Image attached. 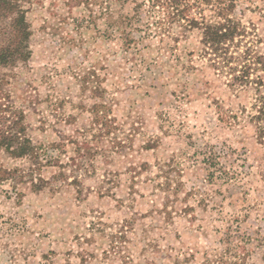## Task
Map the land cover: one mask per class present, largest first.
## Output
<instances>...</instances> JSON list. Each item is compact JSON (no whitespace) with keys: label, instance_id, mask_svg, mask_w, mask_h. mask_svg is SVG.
<instances>
[{"label":"rangeland","instance_id":"obj_1","mask_svg":"<svg viewBox=\"0 0 264 264\" xmlns=\"http://www.w3.org/2000/svg\"><path fill=\"white\" fill-rule=\"evenodd\" d=\"M22 3L31 56L5 71L40 158L0 169L47 183L0 180V264H264V145L220 119L247 100L201 70L199 31L146 36L133 0ZM237 15L264 32V0Z\"/></svg>","mask_w":264,"mask_h":264},{"label":"trees","instance_id":"obj_2","mask_svg":"<svg viewBox=\"0 0 264 264\" xmlns=\"http://www.w3.org/2000/svg\"><path fill=\"white\" fill-rule=\"evenodd\" d=\"M133 1L134 14L123 18V24H131L132 20L141 23L143 27L138 30L145 28L146 36L150 35L152 24L174 43L194 30L199 31L200 57L204 61L201 70L210 69L234 97L245 96L247 100L236 113L225 110L218 103L220 119L251 125L255 137L264 145V32L255 21L246 22L237 15L238 0ZM153 17L157 19L150 23ZM30 36L27 10L22 0H0V151L13 158L29 157L36 164L40 153L28 135L25 111L13 102L8 89L9 73L5 71L29 60ZM105 107V104L96 106V115ZM32 166L30 172L20 168L0 169V180H10L14 185L29 182L34 191L42 190L47 180L41 175V165ZM80 181L75 174L71 182L77 185ZM213 264L237 262L230 263L221 256Z\"/></svg>","mask_w":264,"mask_h":264}]
</instances>
